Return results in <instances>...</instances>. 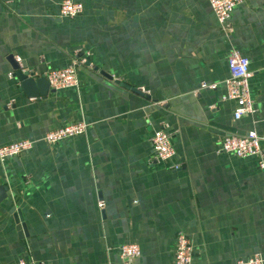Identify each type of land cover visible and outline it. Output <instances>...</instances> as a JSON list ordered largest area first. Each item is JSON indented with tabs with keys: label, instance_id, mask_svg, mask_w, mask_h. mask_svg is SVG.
Here are the masks:
<instances>
[{
	"label": "crops",
	"instance_id": "obj_1",
	"mask_svg": "<svg viewBox=\"0 0 264 264\" xmlns=\"http://www.w3.org/2000/svg\"><path fill=\"white\" fill-rule=\"evenodd\" d=\"M61 1L0 0V146L37 141L0 163V264H122L124 244L140 247L133 264H172L180 231L192 264L255 254L264 264L259 157L218 152L225 136L255 132L264 155V0H243L229 35L207 0H71L83 5L71 19ZM233 48L249 62L257 110L239 120L221 100ZM10 56L39 76L86 63L76 87L29 97L9 77ZM78 121L84 134L40 141ZM157 130L171 135L178 170L153 163Z\"/></svg>",
	"mask_w": 264,
	"mask_h": 264
},
{
	"label": "built area",
	"instance_id": "obj_2",
	"mask_svg": "<svg viewBox=\"0 0 264 264\" xmlns=\"http://www.w3.org/2000/svg\"><path fill=\"white\" fill-rule=\"evenodd\" d=\"M207 1L222 33L225 35L231 34L233 31L231 24L232 13L234 9L243 2V0ZM82 12L83 5L81 3L73 2L71 0H63L59 4L60 18L71 19L81 15ZM18 60L19 59H17V61ZM85 63L86 59L81 58L77 62L73 61L65 68L48 71L43 76L52 90L73 88L78 85L76 66L79 64L84 65ZM227 65L229 75L222 82L225 87V93L221 100L234 102L235 109L233 117L235 120H239L245 115H255L257 110L250 93V79L252 77V72L249 69L248 60L243 57L238 50L233 48L228 56ZM28 72L33 73L35 78L39 77V75L32 71ZM9 77H13V75L10 74ZM216 87V83H202L200 85V89L203 90H215ZM87 128L88 125L83 121L63 125L45 133L40 141L49 145H56L65 139L78 137L84 134ZM261 140L262 139L255 132H249L242 136L228 135L223 138L218 152L233 155L238 158L259 157L258 166L261 170H264V155L260 149ZM36 142L37 141L35 140L23 139L0 146V163L32 150ZM150 145L153 153V163H168L169 168L172 170H178L180 168V164L171 163L175 151L171 143V135L168 132L165 130L154 131L150 138ZM98 206L99 208H102V203H99ZM140 254V247L137 244H124L120 247L119 259L122 264H133ZM192 260V242L184 232L180 231L175 236L172 264H192ZM16 264L31 263L24 259H19ZM235 264H263V259L260 255L255 254L248 259L238 260Z\"/></svg>",
	"mask_w": 264,
	"mask_h": 264
},
{
	"label": "water",
	"instance_id": "obj_3",
	"mask_svg": "<svg viewBox=\"0 0 264 264\" xmlns=\"http://www.w3.org/2000/svg\"><path fill=\"white\" fill-rule=\"evenodd\" d=\"M9 59L13 64V77L19 83L20 89L25 92V94L29 97H45L49 92V84L43 75L35 78L33 73H29L28 71H23L21 66L15 61L13 56H10ZM105 77L108 78V75L101 73ZM111 78V77H109ZM132 92L140 93L137 89L131 88L127 85H121ZM7 188L5 186H0V203H2L7 197ZM16 230L19 232V237L23 233L25 234V230L22 223V218L20 213L17 212L15 216Z\"/></svg>",
	"mask_w": 264,
	"mask_h": 264
}]
</instances>
